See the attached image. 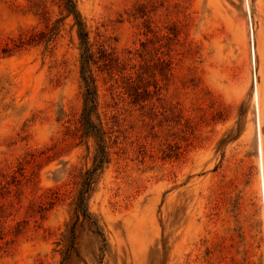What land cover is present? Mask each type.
<instances>
[{
  "label": "rangeland",
  "instance_id": "obj_1",
  "mask_svg": "<svg viewBox=\"0 0 264 264\" xmlns=\"http://www.w3.org/2000/svg\"><path fill=\"white\" fill-rule=\"evenodd\" d=\"M74 1L104 162L66 0H0V264H264V0Z\"/></svg>",
  "mask_w": 264,
  "mask_h": 264
},
{
  "label": "trees",
  "instance_id": "obj_2",
  "mask_svg": "<svg viewBox=\"0 0 264 264\" xmlns=\"http://www.w3.org/2000/svg\"><path fill=\"white\" fill-rule=\"evenodd\" d=\"M66 7L68 10V14L69 15L73 14L75 16L76 24L79 26V35L83 48L82 57H81V72L87 87V92L85 95V107L83 112L84 124L87 129V133L96 135V137L101 142L103 133L99 125L91 117L94 110H96V106H97V88L95 85V80L91 74V68H90V61L92 60V54L88 43V33L85 30L84 24L81 20V15L77 10L75 1L66 0ZM99 150L101 152V154L99 155L100 157H98L99 158L98 160L96 159L95 167L89 172L90 174L96 171L99 167H101L104 162L105 148L102 146V142L100 143ZM90 182L91 181H89V183L86 184V187H84L81 192V196L79 199L81 204H83L82 200L85 199L84 193L89 190ZM84 206L85 205H83V208ZM84 214H87V210L85 209H84Z\"/></svg>",
  "mask_w": 264,
  "mask_h": 264
},
{
  "label": "bare ground",
  "instance_id": "obj_3",
  "mask_svg": "<svg viewBox=\"0 0 264 264\" xmlns=\"http://www.w3.org/2000/svg\"><path fill=\"white\" fill-rule=\"evenodd\" d=\"M255 100L258 102V93L256 91V94H255ZM260 161H261V181H262V186H263V189H264V171H263V164H262V161H263V158H262V147H260Z\"/></svg>",
  "mask_w": 264,
  "mask_h": 264
}]
</instances>
